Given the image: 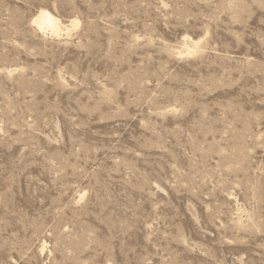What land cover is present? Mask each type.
Returning a JSON list of instances; mask_svg holds the SVG:
<instances>
[{
  "label": "rangeland",
  "instance_id": "rangeland-1",
  "mask_svg": "<svg viewBox=\"0 0 264 264\" xmlns=\"http://www.w3.org/2000/svg\"><path fill=\"white\" fill-rule=\"evenodd\" d=\"M0 264H264V0H0Z\"/></svg>",
  "mask_w": 264,
  "mask_h": 264
},
{
  "label": "bare ground",
  "instance_id": "bare-ground-1",
  "mask_svg": "<svg viewBox=\"0 0 264 264\" xmlns=\"http://www.w3.org/2000/svg\"><path fill=\"white\" fill-rule=\"evenodd\" d=\"M33 23L42 31L49 30L53 34L60 35L63 31L62 25L56 16H53L49 11L40 10L39 14L33 19ZM74 27H79V22L74 20L72 22Z\"/></svg>",
  "mask_w": 264,
  "mask_h": 264
}]
</instances>
